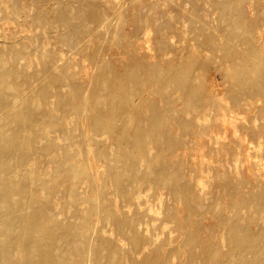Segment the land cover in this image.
Here are the masks:
<instances>
[{"label":"bare ground","instance_id":"1","mask_svg":"<svg viewBox=\"0 0 264 264\" xmlns=\"http://www.w3.org/2000/svg\"><path fill=\"white\" fill-rule=\"evenodd\" d=\"M142 1L138 0L140 3H145ZM153 1L148 2L153 3L154 6L156 3ZM253 1L255 0L251 2ZM92 3L96 5L97 2ZM108 4L111 5V3ZM1 5L4 8L8 7L6 2ZM98 5L95 8L101 4ZM112 7L115 8V6ZM121 11L123 12L122 9ZM1 14L3 15V12ZM19 14L17 13V16ZM80 14L83 15V13L76 15ZM123 14L118 11L114 12L113 28L109 27L106 31L109 47L119 48V51L123 50L119 52L121 59L110 57V50H107L109 47L106 48L108 53L98 47L97 50L94 46L93 50L96 52L91 54L93 45L90 47L91 50L86 52L87 45L77 46L76 40L73 46L75 48L77 46L76 49L79 52L82 51V54L78 53L83 59L80 57L82 59L80 68L79 70L76 68L78 71L73 72L74 74L70 73V70L75 69L74 67L66 68L64 61L65 67H61V64L52 61V58L50 61L45 62L44 60V63H41L43 65L41 70L32 72L30 76H24L27 73L13 66L20 61L23 64L25 58L21 51L12 50L16 47L11 49L10 55L5 56V60L0 58V264H264V243L259 244L261 238H258L262 232L259 229L258 233L251 229L252 227L250 228L247 222H242L243 216L238 213L246 203L253 205L256 202L252 216L246 218L248 221L254 220L264 210L262 209L264 194L259 199H254L250 195L245 196L242 202L244 205L242 207L235 205L232 209V213H236L234 216L223 214L219 217L217 220L219 224H217L222 226V233L219 235L220 238H211L213 235L211 236L210 227L207 223L206 225L202 223L201 217L202 210L206 208L201 201L207 197L203 200L200 198L201 194L206 191H203V187L212 171L211 164L198 166V175L195 180L194 175L191 177L185 166L180 164V159L184 156L179 151L182 145L185 146L191 142L193 145L191 156L194 152L198 157L203 148H208L209 145H216L208 150L211 155L217 154L219 151L217 148L222 146L219 139L224 140L227 137H225V132L220 135L215 133V122L220 120L224 124L233 123L238 119L236 117L239 116V109L243 110L248 102L247 98L243 97L247 89L264 96V62H262L264 60L261 61L257 51L255 52L256 49L251 50L259 44L260 36L253 34L251 30L242 32L237 28L234 29L235 23L234 25L230 23V31L224 35V41L222 40L223 43L219 47L229 50L230 55L228 54L227 60L230 65L226 64L225 71H230L229 79L233 81L228 83L225 89L219 91L220 88L217 90L214 88L215 85L211 86L214 83L211 81L209 86L204 87V83L200 81L201 72L197 71L196 64L191 62L194 56L197 60H204V50L203 54L194 50L193 57L190 52L183 58H176L166 53L165 46L168 43L165 44V41L158 43L154 38L157 42V52L148 54H155L148 58L156 59L157 64L149 68L145 67L144 59L146 58L143 53V57L132 56L141 42L133 46L131 37L124 35L126 34L124 25L127 19L123 18L125 17ZM97 16L91 12L85 17L93 21L101 15ZM181 16L183 17L182 14ZM27 17L25 21L28 20ZM161 17L166 19L164 16ZM19 18L23 19L24 24L25 17L22 18L20 15ZM133 21L130 20L131 23ZM163 22L162 20V25H164ZM67 23L69 26V22ZM164 23L168 24L167 21ZM86 24H88L87 20ZM146 25L152 26V22ZM157 26L159 27L158 23L155 28ZM72 27L75 29L76 26ZM101 27L103 29L106 26L104 24ZM101 27H99L100 31ZM161 27L160 29H163ZM30 28H32L31 25L28 29ZM76 28L79 29V27ZM78 29H76L77 32ZM166 29L170 31V28ZM82 31L84 32L83 28ZM82 31L79 34H83ZM88 31L91 33L94 30L89 29ZM100 31L98 35L103 34L102 32L99 34ZM144 32L148 34L147 30ZM4 34L5 32L2 35L6 38H3L7 39ZM60 34L59 36H62V33ZM73 34L72 32L71 35ZM76 35L79 42L78 33ZM211 35L207 36L206 44L210 51L219 48L213 44L215 36ZM19 37L22 38L21 35L16 36L17 41ZM184 38L187 39L185 36ZM62 39L64 41V38ZM232 39H238V42L234 43ZM10 40H8L9 48L15 45V41ZM65 43L63 45H67ZM243 43L246 47H250L246 52L244 51V54L240 49V44ZM148 45L145 48L146 52L151 50ZM155 45L152 44L154 47ZM129 47H133L134 51L129 52ZM142 48L144 47H140L138 52H141ZM262 52L264 51H261V54ZM7 53L2 52L0 57ZM110 53L115 54V51H110ZM130 53H132L131 57L127 58ZM74 55L77 56V54ZM125 55L127 57L123 59ZM223 56L225 59L226 55L223 54ZM72 57H74L73 54ZM27 67H30V64ZM120 68L123 70H119ZM56 71L57 75H55ZM144 71L152 80L148 87L146 86L147 81L142 80L148 78L147 76L142 78L141 74ZM251 74H255V77ZM48 86L53 87L52 95L55 100H50L47 92ZM246 93L248 94V91ZM156 98L157 102L154 104L152 100ZM225 100L229 102L225 104ZM249 102L251 104V101ZM222 113L226 115L221 116ZM231 137L240 140L244 136L242 137L240 128L236 126ZM60 140L63 141V145L59 146V142L62 143ZM260 145L261 143L258 147ZM213 149L214 152L211 151ZM217 171L218 169L214 170L215 175H219ZM192 178L193 181H191ZM178 194L188 199L183 207L187 213L185 216L189 219L184 217L178 225L167 227L165 224L174 218L176 212L174 213L173 208L165 202L168 199H175L179 196ZM191 215L199 219L197 222L194 221L196 223L195 232L187 230L191 228ZM260 215L259 219L264 222V216ZM212 216L214 217V214ZM217 217L214 219H218ZM153 223L160 224V231L149 232L148 226H153V229L156 227ZM99 224H105L109 228L108 235L99 229ZM173 233L176 235L175 238H172ZM174 242H177L176 246L170 249V245ZM179 250L183 252L180 256H178ZM150 253H155L156 256L152 257ZM178 257L181 259L176 262Z\"/></svg>","mask_w":264,"mask_h":264},{"label":"rangeland","instance_id":"2","mask_svg":"<svg viewBox=\"0 0 264 264\" xmlns=\"http://www.w3.org/2000/svg\"><path fill=\"white\" fill-rule=\"evenodd\" d=\"M1 1H0V4L5 3V2H6V4L8 3V7L4 8V6L3 7H2V5L0 6V37H1L0 38V50H2V52H5V53L8 52V53L6 55H3L4 57L1 56L0 58H3L5 60V56L10 55L12 48H15V47L18 48L17 50H15L16 48L12 49V50L13 51H21L25 57L24 58L25 61L23 60V64L21 63L22 61H20V62H18V64H14L13 66L18 68V70L20 69V71H22V72L24 71V73H27L24 76H26V75L30 76V74L32 72L41 70L42 66H43L42 64L44 63V60H45V62H47V60L50 61V60H52V58H53L52 61H55L59 65L61 64L60 65L61 67L62 66L63 67L66 66V68L67 67L69 68V66H70V68L74 67L75 69H73V71L70 70V73L71 74L76 73L80 68V60L82 61V59H83L81 57L82 55H80V54H82L81 53L82 51L80 50V52H79V50L76 49V48H78L77 47L78 45L80 46V44H81V46L87 45L86 52H88V50L90 51L92 48V50L90 51L91 54L93 52H96V50H93L94 46H95L96 47L95 49L98 50V48H101V50L103 52H105L107 50L108 51L110 50L111 52L115 51V54L110 53V51H109L110 57H112V58L116 57L117 59H121L119 57V52H123V50L120 49V51H119V48L109 47V43H107V40H106L108 38L107 37L108 35L106 32L107 29L109 30V27H110V29H112L113 24L115 23L114 12H116V11L121 12L122 14L125 12V14H123V15H125V17L123 16V18L127 19L125 21L127 26L124 25V30L126 32V34L124 33V35L131 37L130 40L131 41L133 40L132 41V44H134L133 46H135L136 43L138 44V42L142 43L143 46L141 45V43L138 44V47H137L138 50L140 47H144V48L140 49L141 52L140 51L138 52V50H136L135 53H133V54L130 53V55L128 57H127V55H125V58H123V59H126V57L130 58L131 54H132V56L135 55L136 56V57L134 56L135 58H139V56L143 57L142 55L144 54V57L146 58V59H144V61H146V62H144V66L146 65L145 67L149 68V67H152L153 65H156L157 64L156 59L153 58L154 59L153 60L152 57L148 58V56H153V55L155 56V54H153V55H148V54H150L152 52L153 53L157 52V44H156L157 42L156 41H158V43L164 42V41H165L164 42L165 44L168 43L167 44L168 47L165 46L167 49V50H165L166 53H169V54L173 55L174 57L176 56V58H181V57L183 58L186 55H188V53H190V52H191V57H193L192 53L195 54V51L200 53L204 50L206 52L205 53L203 51L204 54L202 52L203 56L205 57L204 60H197L195 58V56L193 58H191V62H193V64H196L195 65L197 67L196 70L201 72V75L203 74L202 76L200 75V81L204 83V87L209 86L211 84L209 82L211 81V82H214L213 85L211 84V86L215 85L214 88H216L217 90H218V88H220L219 91H222L223 89H225L224 87L226 85H229L228 83L233 81V80L229 79V72L230 71L229 70H227L228 72L225 71L226 64L230 65V62H228V60H227V57L230 55L228 52L229 50H227V49L223 50V48L219 47L220 45H222V43L224 41V38H223L224 35H226L230 31L229 30L230 29V23L233 25L235 23L234 29L237 28L238 30H241L242 32L243 31L246 32L248 30L249 31L251 30L252 32H254L253 34H257L258 36H260L258 42L261 46L258 47L259 44H257V47L252 48L251 50L256 49L255 52L257 51V54L260 57L261 61L264 60V52H262V54H261V51H264V44H262V43H264V40H262V39H264V0H257L258 2L256 0L253 2H251L252 0H229V1L228 0H177V2H176V0H155V1L151 0V2L153 1L154 3H156V4H154V6L152 5L153 3L148 2L150 0H143L142 1V2H145L146 4L140 3V2H138V0H131V1L130 0H122V1L121 0H118V1L117 0H109V1L107 0V3H106V0L105 1L104 0L103 1L102 0H100V1L99 0H97V1L96 0H90V1L85 0L87 3L84 2V0H58V1L57 0H53V1L52 0H15V2H13V3H12L13 0H6V1L3 0L4 2H1ZM48 1H50L51 3H49ZM80 1H81V4H80ZM171 1H173V3ZM248 1H250L251 3ZM92 2H95V3L97 2L99 5L100 4L101 5L99 6L97 3H96V5H94V3H92ZM122 2L124 5L122 4ZM124 2L126 3V5ZM137 2H138V5H137ZM165 2H167V3H165ZM108 3H111V5ZM118 3L119 4L121 3L122 5L118 6L119 5ZM53 4H56V6L55 5L53 6ZM82 4H84V6ZM87 4H88V6H87ZM102 4L105 6H103ZM106 4H108L107 7H106ZM9 5L10 6L12 5L11 6L12 8H10ZM97 5L100 7L101 10L99 9V7L95 8V6H97ZM112 6H115V8ZM116 6H117L118 10H115V9H117ZM124 6H125V8H124ZM162 6H163V9H162ZM52 7L53 8L56 7V9L54 8L55 10H53ZM89 7H92V8L90 9ZM150 7H152L151 9H153V10H151ZM13 8H14V10H13ZM97 8H98V10H96ZM164 8L166 11L164 10ZM103 9H104V11H102ZM121 9L123 10V12L121 11ZM4 10H6V11H4ZM10 10H11V12H13V11L14 12L11 13ZM1 11L3 12V15L1 14L2 13ZM169 11H171V13ZM91 12L97 14L98 16L101 15L97 19L98 21L97 20L91 21L89 18L88 19L86 18L89 13L91 14ZM128 12H129V14H128ZM173 12H174V14H172ZM176 12H177V14H176ZM178 12H179V14H178ZM17 13H20L19 16H17ZM53 13L56 16H54ZM73 13L74 14L75 13L76 14L77 13L78 14L83 13V15L80 14L81 15L80 16V15L75 14L76 15L75 16ZM133 13H134V15H133ZM135 13L137 15H140V16L138 17L137 15H135ZM167 13H169L168 15L170 17L167 15ZM180 13L183 15V17L181 16ZM219 13H220V15H219ZM65 14H67L68 16ZM148 14H149V16H148ZM20 15L22 16V18L25 17V19H24L25 25L22 22L23 19L21 20L19 18ZM63 15L65 16V17H63L64 19L61 17ZM106 15H107V18H106ZM109 15H110V17H109ZM128 15H129L130 19H129V17H127ZM171 15H173V17ZM37 16H38V18H37ZM145 16L148 18L145 19L146 18ZM161 16H164V18H166V19H163ZM221 16H224V17H221ZM26 17L28 19L27 21H25ZM74 17H75V19L72 20V18H74ZM140 17H143V18L141 19ZM153 17H155V18L152 19ZM190 17H192L194 21ZM6 18H7V20H6ZM33 18H35V19H33ZM60 18H62V19H60ZM68 18H69V20H67ZM139 18H140L141 22H140ZM179 18L181 21L179 20ZM222 18H225V19L223 20ZM247 19H248V21H247ZM55 20H57V21H55ZM76 20L78 22V25H77V22H75ZM86 20L88 21V24H86ZM101 20L104 23H102ZM130 20H131V22L134 20L133 23H131ZM154 20H156V21H154ZM162 20L164 22L167 21L168 26L165 25L166 23H164V22H163L164 25H162L161 24ZM237 20H239V21H237ZM59 21H61V23ZM62 21H64V22H62ZM82 21L84 22L83 23L84 25L82 24ZM112 21H114V22H112ZM244 21L247 24H245ZM27 22H28L29 26L30 25L32 26V28L28 29L29 26H27L28 25ZM66 22H69V26H68V23L66 24ZM94 22H96V23H94ZM134 22H136V23H134ZM151 22H152V26L151 25H146L147 27L145 26V24H151ZM173 22H175V24ZM251 22H252V24H251ZM4 23L5 24L8 23V24L4 25ZM36 23H38V24H36ZM70 23H72V24H70ZM92 23H93V25H91ZM157 23H158L159 27L157 26V28H155ZM242 23H244V24H242ZM34 24H36V25L33 26ZM56 24H58V25L56 26ZM94 24L97 28L94 26ZM97 24L99 26H97ZM104 24L106 27L108 24L109 25L107 28L103 27V29H102L101 26H103ZM132 24H133V26H132ZM22 25H23V27H22ZM128 25H129V27H128ZM161 25H162V27H161ZM238 25L242 28L238 27ZM2 26L3 27L5 26V27L3 28ZM72 26L79 27V29L76 27L74 29V27H72ZM153 26H154V28H153ZM187 26H188V28H187ZM217 26H220V27L217 28ZM10 27H13V28L11 29ZM71 27L74 30L71 29ZM99 27H101L100 28L101 31L99 30ZM134 27L139 29V30L135 29ZM160 27L163 29H160ZM254 27H255V29H254ZM2 28H3V30H2ZM5 28H6V31H5ZM64 28L65 29L67 28V29L65 30ZM82 28H83L84 32L82 31ZM158 28H159L160 32L157 31ZM166 28H170V31H169V29L167 30ZM171 28L173 29V31H171L172 30ZM13 29L16 31L14 32ZM76 29H78V32ZM89 29H90V31H92V30H94V31L90 33L88 31ZM149 29L151 32L149 31ZM7 30H9V31L7 32ZM24 30H25V32H24ZM146 30H147L148 34H146L145 32L143 33V31H146ZM161 30H163L162 31L163 33L161 32ZM213 30H214V32H213ZM215 30L217 32H215ZM257 30L259 32H257ZM1 31H3V32H1ZM21 31H23V33ZM80 31H82L83 34H79ZM95 31H96V33H95ZM99 31H100L99 34H101V32L103 34L98 35L97 33ZM133 31H134V33H133ZM138 31H139V33H138ZM180 31L183 34L180 33ZM209 31L211 33H209ZM4 32H5V34H6V32L8 33V34H6L7 39L9 41H11L10 39L14 40L15 45H17L18 47L15 45H13V47H11V48L8 47L9 46L8 43L10 44V42L7 39H5L6 38L5 36L2 35ZM11 32H14V33L11 34ZM29 32H32V33H29ZM68 32H69V34H68ZM72 32L74 33L73 35H71ZM156 32H157V34H156ZM218 32H220L222 34V37H221V34H219ZM224 32H225V34H223ZM60 33H62V36H59V35H61ZM77 33H78V37H79V42H78V38L76 35ZM104 33H105V35H104ZM131 33L134 36V38L131 35ZM142 33H143V35H142ZM212 33H215L216 35H214ZM64 34H68V35H64ZM184 34H186V35H184ZM18 35L22 36V38L21 37L18 38L19 41H17V39H16V36L18 37ZM92 35H94L95 37ZM137 35H139V36H137ZM146 35L148 38L146 37ZM162 35L165 36V38ZM182 35H183V37H182ZM209 35L215 36L213 44L215 46L219 47L218 49H215V50L213 49L211 51L208 50L210 48L206 44H207V39H208ZM88 36L89 37L91 36L90 37L91 40L89 39ZM104 36L106 38H102ZM159 36H162V38H159ZM184 36L187 39H185ZM3 37H5V38H3ZM140 37H142V39H140ZM62 38H64V41ZM81 38H84L85 40L81 39ZM138 38L141 41H139ZM154 38H156V41ZM170 38H171V40H170ZM23 39H25V41ZM101 39H103V40H101ZM146 39L147 40L149 39V41H147ZM203 39L206 41V43H205V41H203ZM60 40H61V42H60ZM74 40H76L78 43ZM169 40H170L171 44H170ZM5 41H7V42H5ZM82 41H84V42L82 43ZM91 41L92 42L94 41V43H92ZM103 41H105V42H103ZM145 41H147L148 43ZM166 41H168V42H166ZM232 41L234 43H236V42H238V39H234V40L232 39ZM1 42H3V43H1ZM63 42L64 43L66 42L65 44H67V45H63L64 44ZM75 42L77 45L76 48L73 46V44H75ZM87 42H88V44H87ZM100 42H102V43H100ZM144 42L149 44L148 48L150 47L149 49H151L149 52H146L145 48H147V46H146L147 44H145ZM218 42H220V43L218 44ZM21 43H22L23 47L21 46ZM106 43H107V46H106ZM152 44L153 45L156 44L155 45L156 49L154 46H152ZM3 45H4V47H3ZM92 45H93V47H91ZM139 45H141V46H139ZM65 46H67V47H65ZM151 46L154 47L153 48L154 50L152 49ZM206 46L208 47V49ZM175 47H177L176 50H175ZM248 47L249 46L246 47V44H244V43L240 44L241 53L244 54L247 51V49L250 48V47L249 48ZM103 48H104V50H103ZM106 48H108V49L106 50ZM132 48L129 47V50H130L129 52L134 51ZM74 49H75V51H74ZM144 49H145V51H143ZM172 50H174L175 52H173ZM108 51L105 53H108ZM147 51H148V49H147ZM167 51H169V52H167ZM170 51H171V53H170ZM207 51H208V53H207ZM2 52L0 51V55L2 54ZM90 52H89V54H90ZM116 52H117V54H116ZM136 53L139 55H137ZM225 53H227V54H225ZM72 54L74 57H72ZM74 54H77V56H75ZM206 54H208L210 56H208ZM223 54L226 55L225 59L223 58L224 57ZM259 54H261L262 56ZM112 55H115V56H112ZM212 55H214V56L212 57ZM206 56H208V57H206ZM214 57H216V58H214ZM54 58H56V59H54ZM42 59H43V62H42ZM149 59L153 62H151ZM6 60L8 61V58H6ZM59 60L61 63L59 62ZM130 60H132V59H130ZM63 61H64V63H66V65L63 63ZM74 61L76 62L75 64H74ZM71 62H73V64ZM262 62H264V61H262ZM29 64H30V67H27V65L29 66ZM148 64H149V66H148ZM24 65H26V66H24ZM231 68H234V67H231ZM198 69H200L201 71ZM25 70L28 72H26ZM119 70H123V69L120 68ZM56 72H53V73L55 74ZM57 74H58V72L55 75H57ZM141 75H142V78H146V76H147L145 71L142 72ZM251 76L255 77V74H251ZM75 77H76V75H75ZM146 79H142V80H143V82L147 81L148 84L146 86L148 87V85H151L152 80H151V77H148ZM226 79H227V82H226ZM217 84L222 85L223 87L222 86L220 87ZM47 90L46 91L50 95V100H55L54 96L52 95L53 87L48 86ZM247 91H248V94L246 93ZM249 93H251L252 95ZM243 97L247 98L248 102H247V105L244 106L243 110L239 109V116L236 117L238 119H236L233 123H225L224 124L220 120L215 122V126H214L215 133H217V134L219 133V135H220V134L225 132L226 133L225 137H227V139H224V140L219 139V142L221 143L220 145H222V146L219 149L217 148V151L219 150L217 154H215V153L213 155L210 154L208 149L216 147V145L215 146L209 145L208 148H203L202 152L198 155V157L196 156V154L194 152H192V156H191V151L193 150V145L191 144V142H188L185 146L182 145L181 149L179 150L181 153H183V156H184L180 159V164H183L185 166V168L189 171V174H191V177H192V175L195 176V177L193 176V178L195 180L197 179L196 175H198L197 174V167L202 166V165L207 164V163L211 164L212 171H210V174L208 175V177L206 178V180L204 182L205 188L203 187V191L204 190H206V191H204V193H202L201 194L202 196L200 197L202 200L207 197L206 199L201 201V203H203L206 206V208L203 209L201 212V214H202L201 217L203 220L202 223H204V224L207 223V226L210 227L211 236L213 235L211 238H220L219 235L222 233V226L218 225L219 221H217V220H219V217H222L223 214H225L224 216H230L231 214H233L232 216H234L236 213L235 214H234V212L232 213V209L234 208L235 205L242 207L244 205L242 202L244 201L245 196L250 195L251 197L253 196L254 199H256V198L259 199L260 196L262 194H264V96H261L260 94L258 95V93L256 94V92L254 93L253 91H251V89H247L245 91ZM249 97H251V98H249ZM152 101L154 102V104H156L157 98L152 100ZM225 101H224L225 104H227L229 102V100H225ZM249 101H251V104ZM224 115H226V113L221 114V116H224ZM236 126H238L240 128V131L242 133V137L244 136L243 139L239 140L238 138L231 137V133L233 132V130ZM74 133H76V132H74ZM61 142L62 143L59 142V144H58L59 146H60V144L63 145V141H61ZM56 143H58V141ZM260 143H261V145L258 147V144H260ZM211 151L214 152V149ZM208 159H209V161H208ZM191 168H193V170H191ZM216 169H218L217 172L219 175H215L214 170H216ZM193 178L191 179V181L194 180ZM222 185H224V186H222ZM209 192L211 194H209ZM150 193L152 194V192H150ZM179 196L176 197L175 199L174 198L170 199V200L168 199V201L166 200V202H165L166 205L173 208L174 213L176 212L175 213L176 215L174 214V218L171 219L170 222L165 224V225H167V227H169V226L173 227L175 225H178L179 222H181L184 217L188 218V216H185L187 213L184 211V207H183L186 204V201L188 199L185 198L186 196H183V197H181V195H179ZM167 202L170 204H168ZM255 203L253 204L254 206L252 204L246 203L243 206V208L239 210L238 213H240L243 216L242 222H247L248 226L250 228L252 227L251 229H253L254 231H257L258 233H259V229H260V232H262L259 234V237H258V238H261L259 240V244H260V242L264 243V235H261V234H264V228H262V227H264V222H261V220L259 218L261 217L260 214H262V216H264V210H262L261 213L259 215H257V217L254 220L248 221V219H246L249 216H252V213L254 212V210L256 208ZM219 205H223V206L219 207ZM174 206H175V208H174ZM247 206H249V208ZM262 209H264V207H262ZM212 212H214V213H212ZM218 213H219V215H218ZM248 213H249V215H248ZM213 214H214V217L212 216ZM217 215H218V217H217ZM205 216H208V217H205ZM215 217H217L218 219H214ZM197 220H199L197 218V216L191 215V228H187L188 231L195 232L196 223H194V221L197 222ZM70 221H71V219H70ZM174 222H175V224H174ZM153 224H155V223H153ZM215 224H217L218 227L215 226ZM147 225H149V224H147ZM155 225H156V227L154 229H153V226L152 227L148 226L149 227L148 230L150 233H152L154 231L155 232L160 231V229H161V227L159 226L160 224L157 223ZM98 227L101 231H103V232L105 231L104 233H106V234L108 233L109 228L105 224L104 225L99 224ZM216 230H218V232ZM175 233H173L172 238H175V236H176ZM176 244H177V242H174L173 244H171L170 249L172 247H175ZM223 250H225V248H223ZM182 253H183L182 250H179L178 256H180ZM150 255L152 257L156 256L155 253H150ZM180 259H181V257H178V259H176V262H178Z\"/></svg>","mask_w":264,"mask_h":264}]
</instances>
